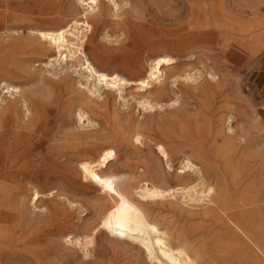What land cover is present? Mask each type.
<instances>
[{
    "label": "rangeland",
    "instance_id": "374dc122",
    "mask_svg": "<svg viewBox=\"0 0 264 264\" xmlns=\"http://www.w3.org/2000/svg\"><path fill=\"white\" fill-rule=\"evenodd\" d=\"M119 2L121 4L119 11L104 6L102 16L92 17L98 24L93 33L95 37L90 36L85 49L98 65L110 71H118L127 77H135L137 75L135 69L145 63L147 58L157 53L169 52L179 56L177 72L190 69L196 74L201 71L203 77L197 81L182 79L177 85L172 84V79H169V94L164 98L166 104L153 112L143 110L133 100L124 104L114 94L105 93L102 99L94 101L98 124L80 128L75 109L81 99H85V95L78 89L76 75L70 76V70L48 68L49 71L45 69L43 72L44 82L33 83L28 77L39 73L38 69L33 68V62L45 61L47 53L37 47V42L29 37L28 30L20 33L22 30L16 29L15 35H22L24 43L14 58L18 69L9 80L13 85L27 89L29 95L32 92L35 94L36 114L30 125L14 128L8 125L0 128V155H2L0 184L2 181H7V183L12 182L11 186H14V183L20 181L27 185L28 181H32L46 191V195L39 203L37 208L39 212L34 216L30 215L28 210L17 208L19 206L17 195L1 201L0 226H3L0 227V264H40L42 250L47 246L65 243L63 236L70 232L88 233L85 226L94 219L91 217L92 203L101 191L96 188H84L80 184L77 168L80 154L75 148L76 135L80 131L84 133L83 140L95 146L111 141L123 144L117 158L112 160L115 171L123 178L129 177L135 180L144 168L147 177L159 186H173L186 181L180 178V175L187 176L191 172H184V169L180 168L184 155H191L193 161L199 163L196 149L211 150L221 142L227 141L246 152V170L251 174L248 181L254 183V188L251 190L253 191L251 195H254L253 202L249 203L248 207L252 209L254 216L256 207L263 201L264 0H248V3L244 2L239 6L234 4V0H129L128 2L119 0ZM82 11L83 8L74 0H0V13L8 17L12 23L36 28L58 26ZM8 42L5 31L0 25V58L9 50ZM208 71L217 73L221 87L217 90L215 98L205 101L193 86L198 81L203 83L205 79L212 81ZM199 75L198 73L195 77ZM127 90L136 94L135 90L130 88ZM177 96H179L178 103L169 105L170 99L174 100ZM231 114L233 118L230 124L233 131H228L226 128L228 123L223 124V122ZM193 119L205 129L204 132L209 138L205 143L200 137H193L188 127ZM218 127L222 132L217 140H214L212 134L218 133L220 130ZM137 129L146 134L147 144L140 145L142 147L135 145L131 139L132 132ZM162 139L169 146L171 145L175 158L171 167H168L164 161L162 165L164 179L159 174L160 170L152 168L155 160L149 152L153 149L156 153L158 149L155 141ZM15 143L20 144L16 154L6 155L4 151L2 152V147ZM237 156H240V153H237ZM48 175H52L49 180L46 179ZM233 177L237 176L233 175ZM195 178L196 176L193 175L189 180ZM53 187L59 189V192L50 195L48 190ZM62 203L63 205H59ZM151 209L158 210L157 207ZM158 213L159 211H156L154 214ZM169 216H173L172 213ZM204 218L194 220L199 233L224 227L212 218ZM107 241L104 235L98 237L99 257L105 255L111 257L113 253L121 255L122 258L127 256L123 251L108 249ZM30 243L32 246L29 245ZM215 245L214 256L221 264L239 263L229 241L221 238ZM65 252L70 253V251ZM78 255H81V252L74 254V256Z\"/></svg>",
    "mask_w": 264,
    "mask_h": 264
},
{
    "label": "bare ground",
    "instance_id": "6f19581e",
    "mask_svg": "<svg viewBox=\"0 0 264 264\" xmlns=\"http://www.w3.org/2000/svg\"><path fill=\"white\" fill-rule=\"evenodd\" d=\"M74 1L83 8V11L80 14L73 15L65 23L49 28L14 24L8 17L0 13V25L9 40V50L0 58V128L8 125L13 128L20 127V125H30L33 123L36 114L35 94L32 92L29 95L27 89H23L20 85H13L9 80L14 71L18 69L14 63V58L24 43L22 35H15L16 29H21L20 33L28 30L29 37L37 42V47L47 53L45 61L33 62V68L39 70L36 76L28 77L33 83L44 82L45 75L43 72L45 69L49 71L48 68L63 71L70 70V76L76 75L78 89L85 95V99H81L75 109L77 123L80 128L98 124L96 122L94 101L102 99L105 93L114 94L124 104L133 100L143 110L153 112L166 104L164 98L169 94V79H172V84L177 85L182 79L197 81L203 77L201 71L196 74L192 73L190 69L177 72L179 56L172 55L169 52L157 53L149 58L146 57L145 63L141 66L138 65L140 67L135 69L137 72L135 77H127L118 71H110L98 65V62L96 63L86 52V43L90 40L91 35L94 36L93 33L98 24L96 17L104 14L103 7L119 11L121 4L119 0ZM244 2L248 3V0H234V4L237 6L243 5ZM95 15H97L95 17L96 21L92 19ZM139 50L142 51V49ZM198 73L200 75L195 77ZM208 75L211 76L212 81L205 79L203 83L198 81L193 86L205 101L215 98L217 90L221 87V82L218 80L220 77H217L215 71H208ZM128 88L135 90L136 94L133 91L128 92ZM178 101L179 96L174 100L170 99L168 104L176 105ZM232 118L231 114L224 122L221 120L223 124L228 123V126L225 125L228 131H233L230 124ZM196 119H193L188 127L193 137H200V140L205 143L209 138H207V133L204 132L205 129L197 123ZM215 119L217 118L215 117ZM219 129L218 133L212 134L214 140H217L218 135H221L222 130ZM83 134L80 131L75 139V148L80 154L77 159L80 184L84 188H96L101 191L92 203L93 215L91 217L94 219L85 226L88 233L75 234L74 232H67L68 234L63 236L65 243H52L53 245L41 249L40 264H221L214 256L215 243L221 238L231 244L233 254L239 259L238 264H264V246L262 247L261 244L264 198L263 203L261 202L256 207V215L254 216L252 209L248 207V204L253 202L254 195H251V192H253L251 190L254 188V183L248 181L251 174L246 170L247 157L244 150L241 151L227 141L221 142L211 150L195 148L199 163H195L191 155L186 154L182 159L180 158V168L184 169V172L191 171L187 176L180 175V178L186 179V181L173 186H159L147 177L144 168L135 180L129 177L123 178L115 171L112 160L117 158L123 144H116L115 141H111L95 146L93 143L83 140ZM131 139L138 147L147 144L146 134L140 129L132 132ZM155 144L158 153H155L153 149L149 151L155 160L152 168L160 170L159 174L164 179L162 165L165 161L168 167H171L175 161L174 154L171 145L169 146L163 139L156 140ZM7 145L2 147V152L4 151L6 155L16 154L20 147L19 143ZM237 153H240V156H237ZM193 175L196 178L189 180ZM233 175L237 177L235 178ZM51 176H46V179L49 180ZM11 183L1 182L0 203L12 195H17L19 201L17 208L28 210L32 216L37 214L39 212H37V208H39L43 196L46 195V191L32 181H28L27 185L20 181L14 183V186H11ZM55 190L56 187H53L48 191L50 195H54L55 192H59V189ZM13 199L15 200V197ZM59 205H63V203ZM152 207H157L158 210H152ZM156 211H159L157 215L154 214ZM171 213L173 216H169ZM200 217L212 218L224 227L207 231V233H199L198 228L194 225V220ZM32 219L34 218L32 217ZM77 228L76 230H78ZM101 235L105 236V240L107 238L108 249L117 252L123 251L127 256L122 258L121 255L113 253L111 257L107 255L99 257L97 253L98 237ZM65 251H70V253ZM78 252H81V255L74 256Z\"/></svg>",
    "mask_w": 264,
    "mask_h": 264
},
{
    "label": "crops",
    "instance_id": "0c3cea01",
    "mask_svg": "<svg viewBox=\"0 0 264 264\" xmlns=\"http://www.w3.org/2000/svg\"><path fill=\"white\" fill-rule=\"evenodd\" d=\"M262 247L264 246V216L262 220V240H261ZM264 249V247H263Z\"/></svg>",
    "mask_w": 264,
    "mask_h": 264
}]
</instances>
